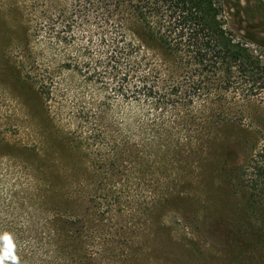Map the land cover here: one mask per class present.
Masks as SVG:
<instances>
[{"label": "rangeland", "instance_id": "1", "mask_svg": "<svg viewBox=\"0 0 264 264\" xmlns=\"http://www.w3.org/2000/svg\"><path fill=\"white\" fill-rule=\"evenodd\" d=\"M47 1L0 0V264H264V196L251 207L243 204L240 179L224 166L248 162L246 137L194 140L193 149L202 150L184 155L188 163L180 178L175 165L163 171L144 166L142 157L175 160L172 153L149 149L166 145L168 138L150 125L151 101L122 97L126 80L120 87L107 68L94 64L103 60L104 48L93 26L72 29L65 61L56 65L64 66L62 75L86 105L95 107L97 121L80 133L82 106L71 94L60 108L63 118L52 123L72 147L57 146L43 116L46 105L33 107L31 92L3 70L19 55L31 59L43 47L33 28ZM235 1L247 26L244 34L264 39V0ZM232 3L226 0L224 8L235 11ZM60 7L48 15H58ZM83 61L90 67L77 64ZM261 105H249L251 117L258 118L254 112ZM73 112L78 119L70 121ZM139 125L158 139L140 134ZM99 127L106 131L104 140ZM113 155L118 164L109 167Z\"/></svg>", "mask_w": 264, "mask_h": 264}, {"label": "trees", "instance_id": "2", "mask_svg": "<svg viewBox=\"0 0 264 264\" xmlns=\"http://www.w3.org/2000/svg\"><path fill=\"white\" fill-rule=\"evenodd\" d=\"M225 3L226 0H48L45 15L36 17L33 28L36 40L43 39V47H38L40 51L31 59L21 52L17 62H7L3 70L31 92L33 107L46 105L43 116L51 124L53 139L62 151H69L72 145L63 142L64 132L52 123L60 115L63 118L60 108L65 107L67 98L72 94L74 102L82 106L78 117L81 134L97 120L92 121L95 107L86 105L62 75L64 66L56 64L65 61L75 26L95 27L104 52L103 60L100 57L94 64L107 68L120 87L126 80L129 85L121 88L122 97L138 96L151 101L155 113L150 125L168 140L166 145H150L149 149L172 153L175 158L142 157L141 163L150 170L162 171L175 165L181 169L180 178L188 163L184 155L202 150L193 149L194 140L218 135L229 138L239 133L246 137L250 158L234 169L224 166L228 174L240 179L239 197L251 207L264 196V39L244 34L247 26L241 6L233 0L235 11L231 12L224 8ZM58 4L61 13L49 16ZM21 28L26 27L23 24ZM46 53L50 54L47 64L43 62ZM77 64L90 67L86 61ZM95 72L93 69L90 74ZM119 74L123 79L118 78ZM254 101L262 104L260 111L254 112L259 114L257 119L247 109ZM235 109L240 114L237 117ZM76 118L74 112L68 113L70 121ZM158 123L164 128L158 129ZM139 132L147 135L142 125ZM98 134V138L105 139L104 129L99 127ZM108 143L103 141L105 146ZM111 147L115 152L116 146ZM117 158L112 156L109 167L117 166Z\"/></svg>", "mask_w": 264, "mask_h": 264}, {"label": "clouds", "instance_id": "3", "mask_svg": "<svg viewBox=\"0 0 264 264\" xmlns=\"http://www.w3.org/2000/svg\"><path fill=\"white\" fill-rule=\"evenodd\" d=\"M3 240L5 241V243H6V245H7V249H8V253H7V254H10V250H11V248H12V244H11V242H10V240H9V236L5 235V236L3 237Z\"/></svg>", "mask_w": 264, "mask_h": 264}]
</instances>
